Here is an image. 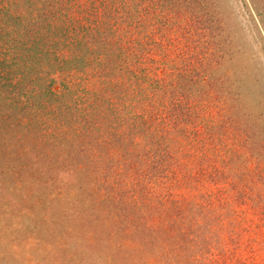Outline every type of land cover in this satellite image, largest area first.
Here are the masks:
<instances>
[{
	"label": "rangeland",
	"instance_id": "obj_1",
	"mask_svg": "<svg viewBox=\"0 0 264 264\" xmlns=\"http://www.w3.org/2000/svg\"><path fill=\"white\" fill-rule=\"evenodd\" d=\"M46 4L0 0V264H264V0L126 6L156 59L178 62L190 29L196 108L211 107L194 148L90 128L100 110L68 82L75 61H52Z\"/></svg>",
	"mask_w": 264,
	"mask_h": 264
},
{
	"label": "trees",
	"instance_id": "obj_2",
	"mask_svg": "<svg viewBox=\"0 0 264 264\" xmlns=\"http://www.w3.org/2000/svg\"><path fill=\"white\" fill-rule=\"evenodd\" d=\"M42 1L50 7L49 21H53L56 28L53 38L61 46L53 52L52 61L64 71L65 66L70 68L75 61V67L70 69L76 72L68 73V82L75 89L81 88L90 109L100 110L98 121L94 120L90 128L100 130L102 116L109 119L108 126L117 122L111 135H119V141L131 130L149 137L152 144L154 140L159 143V139L173 131L185 135L191 148L196 147L197 111L211 107L200 105L196 108V46L190 47L189 28L188 32H182V47L176 48L178 62L170 59L166 51L156 59L153 51L164 48L158 44L154 47L147 33L138 32L140 25L126 8L132 0ZM74 7H78L84 19L78 14L75 16ZM105 31L108 35L104 37ZM26 34L31 35L28 28ZM94 46L100 49L97 56ZM169 46L176 45L169 41ZM98 145L102 144L98 142ZM127 149L131 150L130 146ZM96 154L97 148L87 157L95 162ZM93 167L98 171L97 165Z\"/></svg>",
	"mask_w": 264,
	"mask_h": 264
}]
</instances>
